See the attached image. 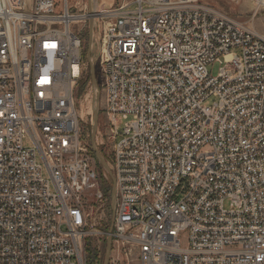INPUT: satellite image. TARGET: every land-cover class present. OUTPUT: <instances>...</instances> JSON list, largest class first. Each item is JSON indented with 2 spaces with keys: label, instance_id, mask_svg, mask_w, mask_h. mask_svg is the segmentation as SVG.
<instances>
[{
  "label": "built area",
  "instance_id": "1",
  "mask_svg": "<svg viewBox=\"0 0 264 264\" xmlns=\"http://www.w3.org/2000/svg\"><path fill=\"white\" fill-rule=\"evenodd\" d=\"M63 1L0 0V264H100L106 237L108 264H264V36L198 0ZM80 85L112 144L107 231Z\"/></svg>",
  "mask_w": 264,
  "mask_h": 264
},
{
  "label": "rangeland",
  "instance_id": "2",
  "mask_svg": "<svg viewBox=\"0 0 264 264\" xmlns=\"http://www.w3.org/2000/svg\"><path fill=\"white\" fill-rule=\"evenodd\" d=\"M92 3L94 4L95 8L98 9L97 3L100 0H91ZM110 4L109 6H116L120 0H109ZM200 2H206L223 13L234 17L235 19L239 20L240 22L245 23L246 27L249 29L258 32L259 34L264 36V10H258L255 16H252V4L248 0H240L238 2H233L232 0H198ZM68 6L72 8H80L84 7L85 5L90 8L89 0H68ZM96 3V4H95ZM64 4L63 0H57V8L60 10L62 9ZM101 7V5H100ZM99 7V8H100ZM102 7L104 5L102 4ZM106 7V6H105ZM133 7L131 6L130 9ZM79 28V25H74L72 27L73 30L77 31ZM95 42V41H94ZM232 52L238 53V49H232ZM96 56V48L91 49L89 53V60H88V73L89 77L91 80V69L93 70V75L95 78V85H98V67L95 65L94 60ZM218 63H213L209 64L207 66L208 72L212 75L215 76L218 72ZM91 86V85H90ZM83 87L84 85H80L77 90L75 91L76 94V100H77V106L80 111L81 115V121H80V129L81 133L84 137L85 140H87V144L90 145V148L92 146L91 143V134H92V129L95 126V135H94V147L98 151V153L101 155V157L104 160V163L106 164V167L108 168V171L110 170V167L108 165L109 162V155L111 152L112 144L109 139V134H108V126L107 122L105 119V115L102 112V99L101 95L98 93L94 94V89H92V96H94V101H96V107H93L90 109L89 105H86V102L80 99L81 94L83 93ZM94 94V95H93ZM80 100L82 103H80ZM213 99H209L208 101L205 102V104H211ZM91 111V112H90ZM123 122H119L117 125V129L120 132L122 129ZM121 135L117 136V139H120ZM92 149V148H91ZM103 173H105L106 177H101L103 180L108 181L109 187L108 191L104 192L100 182V187L101 190L105 196V201L102 203L100 201H96L95 199V194L94 193H89L85 200L87 202L88 209L92 211V217L95 219V226L101 228L103 231H107L110 229L111 226V219H112V190H113V175L110 170L109 174L106 169L102 166ZM225 207H227V204H225ZM107 237L104 239V243L102 246V258H101V263L104 264L105 261V251H106V246L108 243ZM109 255H110V250L107 255V264L109 262Z\"/></svg>",
  "mask_w": 264,
  "mask_h": 264
},
{
  "label": "water",
  "instance_id": "3",
  "mask_svg": "<svg viewBox=\"0 0 264 264\" xmlns=\"http://www.w3.org/2000/svg\"><path fill=\"white\" fill-rule=\"evenodd\" d=\"M91 77H92V82H93V85H95V79H94V75H93V70L91 69ZM94 135H95V126L94 128L92 129V134H91V143H92V151L94 152L98 162L100 163L101 166L104 167V169H106L108 171V168L106 167V164L104 163V160L103 158L101 157V155L98 153V151L96 150V148L94 147ZM114 204V187H113V190H112V205ZM109 241L107 243V246H106V251H105V261H104V264H107V255H108V252H109Z\"/></svg>",
  "mask_w": 264,
  "mask_h": 264
},
{
  "label": "trees",
  "instance_id": "4",
  "mask_svg": "<svg viewBox=\"0 0 264 264\" xmlns=\"http://www.w3.org/2000/svg\"><path fill=\"white\" fill-rule=\"evenodd\" d=\"M88 149H89V151L91 153H93L92 149L90 148V145H88ZM97 166H98V170H99V173H100V176H101V174H102V171H101L102 170V166L100 165L99 162H97ZM101 182H102L101 187H102L103 191L104 192L108 191V187H109L108 181H105V180H103V178H101Z\"/></svg>",
  "mask_w": 264,
  "mask_h": 264
},
{
  "label": "bare ground",
  "instance_id": "5",
  "mask_svg": "<svg viewBox=\"0 0 264 264\" xmlns=\"http://www.w3.org/2000/svg\"><path fill=\"white\" fill-rule=\"evenodd\" d=\"M89 4H90V8L94 11L96 10L97 8H95L94 4L92 3L91 0H89ZM96 4V3H95ZM104 5V7H109V4H110V1L109 0H100L98 3H97V6H98V9L100 7V5ZM93 107V106H92Z\"/></svg>",
  "mask_w": 264,
  "mask_h": 264
}]
</instances>
